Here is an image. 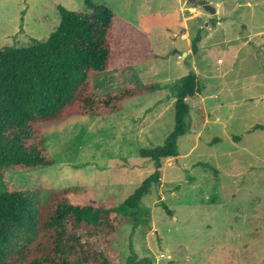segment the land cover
I'll return each mask as SVG.
<instances>
[{
	"label": "rangeland",
	"instance_id": "rangeland-1",
	"mask_svg": "<svg viewBox=\"0 0 264 264\" xmlns=\"http://www.w3.org/2000/svg\"><path fill=\"white\" fill-rule=\"evenodd\" d=\"M93 1L149 32L155 50L164 55L124 73L96 75L97 95L115 93L127 82L171 84L195 67L200 94L188 102L206 115L197 127L192 114V128L179 141L180 157L165 161L160 184L143 198L146 224L125 225L114 241L121 261H134L135 253L141 264H264V36L252 38L258 21L252 16L253 25L249 16L264 14V2ZM201 1L218 13L204 10ZM60 6L87 10L85 0H0V50L46 40L59 25ZM199 33L202 41L194 54L192 41ZM242 82L248 84L243 91L238 90ZM247 95L255 98L242 99ZM174 125L170 90L131 99L120 114L75 115L44 124L56 164L0 173V192L7 186L45 196L80 187L72 197L75 204L92 200L118 206L154 171L140 151L163 145ZM80 239H86L84 232Z\"/></svg>",
	"mask_w": 264,
	"mask_h": 264
},
{
	"label": "trees",
	"instance_id": "trees-1",
	"mask_svg": "<svg viewBox=\"0 0 264 264\" xmlns=\"http://www.w3.org/2000/svg\"><path fill=\"white\" fill-rule=\"evenodd\" d=\"M86 11L59 7L60 21L46 40L0 50V173L51 167L43 125L71 116L107 117L124 111L131 99L170 90L175 101V125L161 146L142 149L140 156L154 171L118 206L89 201L75 204L80 187L43 196L38 191L0 192V264H141L121 261L113 243L122 228L146 224L142 200L162 178L168 159L180 156L179 141L206 115L188 102L200 94L199 77L189 74L171 84L127 82L123 89L98 96L94 77L124 73L137 64L162 58L149 32L119 18L105 4L85 0ZM202 35L192 41L197 54ZM214 169L207 163H200ZM160 205L171 215L164 201ZM85 233V240L80 239ZM99 249L102 251L100 252ZM144 262L149 263L147 259ZM150 264V263H149Z\"/></svg>",
	"mask_w": 264,
	"mask_h": 264
},
{
	"label": "crops",
	"instance_id": "crops-1",
	"mask_svg": "<svg viewBox=\"0 0 264 264\" xmlns=\"http://www.w3.org/2000/svg\"><path fill=\"white\" fill-rule=\"evenodd\" d=\"M262 2H264V0H262ZM247 6H251L250 4H248ZM217 10V9H216ZM218 13V12H217ZM262 15H264V14H259L258 12H256V11H254V12H252V13H250L249 14V16L251 17V19H250V21H251V23L253 24V25H255V22L253 21V19H252V16H255L256 17V19H257V25H258V29H257V31H256V33H253L252 34V38H261V36H264V26H263V19H264V16H262ZM262 17H263V19H262ZM251 37V36H250ZM232 50H235L236 52H235V57H236V53H237V50L236 49H232ZM231 50V51H232ZM192 53H193V51H192ZM184 55H186V53H184ZM158 59H160V58H158ZM158 59H155V60H158ZM155 60H152V61H155ZM151 62V61H150ZM141 64V63H140ZM138 65V64H137ZM136 66V65H135ZM194 70H195V67H194ZM196 72V71H195ZM197 73V72H196ZM94 81V80H93ZM175 82V81H174ZM142 84H144V83H142ZM168 84H170V83H168ZM248 86V84H246V83H244V82H242L241 83V87L238 89V90H240V89H242V91L243 90H245L246 89V87ZM94 88H95V86H94ZM157 93V92H156ZM249 95H247V96H242L243 98L242 99H248V98H255V97H251V96H249ZM246 97V98H245ZM173 99L176 101V99L173 97ZM260 99V98H259ZM263 101V100H262ZM259 127V126H258ZM180 157V156H179ZM167 161V160H166ZM165 163V162H164ZM164 166V165H163Z\"/></svg>",
	"mask_w": 264,
	"mask_h": 264
},
{
	"label": "water",
	"instance_id": "water-1",
	"mask_svg": "<svg viewBox=\"0 0 264 264\" xmlns=\"http://www.w3.org/2000/svg\"><path fill=\"white\" fill-rule=\"evenodd\" d=\"M193 3H195V1H193ZM199 3L203 6L204 10L208 11L210 14H212V15H216L217 14L216 8L214 6H212L210 3H207V2H204V1H201ZM200 23H201V25H203L204 21L200 20Z\"/></svg>",
	"mask_w": 264,
	"mask_h": 264
}]
</instances>
